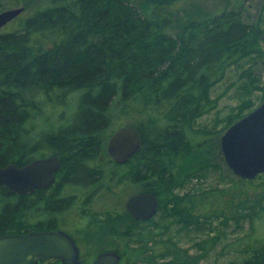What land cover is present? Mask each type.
I'll return each mask as SVG.
<instances>
[{
  "label": "trees",
  "instance_id": "trees-1",
  "mask_svg": "<svg viewBox=\"0 0 264 264\" xmlns=\"http://www.w3.org/2000/svg\"><path fill=\"white\" fill-rule=\"evenodd\" d=\"M193 1L145 0L151 10L144 13L134 0H43L18 27L0 31V167L47 156L61 163L49 189L17 194L0 187V235H91L88 214L101 200V213L114 216L106 232L124 264L166 257L201 264L203 252L191 254L148 228L156 215L141 221L121 208V196L149 192L158 212L171 206L185 225H196L201 209L224 223L248 218L250 231L221 251L248 255L228 264H264V205L250 195L249 181L237 177L197 195L175 192L215 166L203 151L213 146L210 133L193 125L215 106L211 86L242 58H264V28L237 9L210 12ZM124 125L137 129L141 145L120 171L105 143ZM109 198L116 207L105 204ZM15 222L24 230L12 231Z\"/></svg>",
  "mask_w": 264,
  "mask_h": 264
},
{
  "label": "rangeland",
  "instance_id": "rangeland-1",
  "mask_svg": "<svg viewBox=\"0 0 264 264\" xmlns=\"http://www.w3.org/2000/svg\"><path fill=\"white\" fill-rule=\"evenodd\" d=\"M193 2H195L196 8L198 6L210 12L222 7L237 9L247 23L264 28V0H194ZM42 4L43 0H0V11L19 5L26 7L19 18L7 23L0 28V31L15 29L24 17ZM134 4L139 7L141 12L149 13L151 10L145 0H134ZM262 43H264V37H262ZM209 99L214 101L215 106L198 115L193 120V125L210 133V141L213 146L210 148L206 146L203 151L206 156L212 158L215 166L191 175L180 188L175 190L179 195L187 192L192 195L201 194L203 191L210 192L228 187L232 181L238 179L229 170L220 154V138L232 122L251 111L264 100V58L250 55L228 66L223 78L211 86ZM121 165L118 167L120 171L123 169ZM247 181L250 182H248L250 195H258L264 205V197H262L264 194V172ZM119 186H115V189L118 190ZM125 198L126 196H121L118 199L123 210H125L123 208ZM106 203L114 204L112 198L107 199ZM94 205L95 210L88 214L90 216L88 220H90V224L92 223L91 235L82 230L81 234H78L73 227H69L70 230L75 231V239L86 257H94L97 252L110 250L115 246L114 238L106 232V228L108 229L106 221L110 220L108 218L111 214L101 213L104 209L101 200L98 203L95 202ZM114 207H116L115 204ZM198 213H201L200 216L202 215V217H199L196 225H185L172 213L171 206H167L156 214L153 225H149L148 228L158 231V238L170 240L191 254L203 252L201 264L240 263L248 257L247 254L236 252L223 254L221 251L226 243L232 242L250 231L248 218L229 219L224 223L222 217H211L203 209L199 210ZM111 218L114 216L112 215ZM74 220L75 224L79 223V220L75 218ZM77 224L76 226L80 227ZM22 225L15 222L11 230L15 231L18 228L24 230ZM67 225L71 226L69 223ZM214 237H216L217 242L215 245H211ZM170 259L167 257L159 258L156 262L158 264H170ZM45 263L51 264L52 261L48 259Z\"/></svg>",
  "mask_w": 264,
  "mask_h": 264
},
{
  "label": "water",
  "instance_id": "water-1",
  "mask_svg": "<svg viewBox=\"0 0 264 264\" xmlns=\"http://www.w3.org/2000/svg\"><path fill=\"white\" fill-rule=\"evenodd\" d=\"M24 11L16 6L0 11V28ZM141 136L132 126H120L107 139L106 150L117 164H123L140 148ZM220 151L230 171L243 180L264 172V100L234 121L220 138ZM60 161L56 156L36 158L25 165L8 163L0 167V187L17 194L48 189L56 179ZM125 210L138 220H149L158 210L157 197L149 192L129 195ZM55 258L60 264H83L74 239L62 229H45L0 235V264H39ZM114 251L100 252L90 264H119Z\"/></svg>",
  "mask_w": 264,
  "mask_h": 264
},
{
  "label": "flooded vegetation",
  "instance_id": "flooded-vegetation-1",
  "mask_svg": "<svg viewBox=\"0 0 264 264\" xmlns=\"http://www.w3.org/2000/svg\"><path fill=\"white\" fill-rule=\"evenodd\" d=\"M106 143H107V141H106ZM107 151V150H106ZM220 154H221V156H222V153H221V151H220ZM223 157V156H222ZM38 158V157H37ZM60 158V157H59ZM224 159V158H223ZM60 160V159H59ZM61 164V163H60ZM60 169V168H59ZM57 174V173H56ZM56 177H57V175H55ZM55 182H56V179H55ZM55 182L53 183V184H55ZM52 184V185H53ZM51 185V186H52ZM50 186V187H51ZM49 187V188H50ZM48 188V189H49ZM46 190V189H45ZM123 206H124V202H123ZM125 209V208H124ZM126 211V210H125ZM127 212V211H126ZM127 214L128 215H130L128 212H127ZM131 216V215H130ZM132 217V216H131ZM133 218V217H132ZM136 220H138V219H136ZM141 221H147V220H141ZM63 230V229H62ZM65 231V230H64ZM67 232V231H66ZM68 234H70L69 232H67ZM70 236L74 239V241L76 242V244H77V246H78V249H79V259L82 261V263L83 264H90L94 259H95V257L100 253V252H103V251H113V249H110V250H101V251H99V252H97L96 254H95V256L94 257H92V256H89V257H86V256H84V252L81 250V248H80V246H79V244H78V242L76 241V239L70 234ZM47 260H44V261H41V262H39V264H44L45 262H46ZM51 261H52V264H60V261L58 260V259H51ZM46 264V263H45ZM119 264H124L122 261H121V257H120V262H119Z\"/></svg>",
  "mask_w": 264,
  "mask_h": 264
},
{
  "label": "bare ground",
  "instance_id": "bare-ground-1",
  "mask_svg": "<svg viewBox=\"0 0 264 264\" xmlns=\"http://www.w3.org/2000/svg\"><path fill=\"white\" fill-rule=\"evenodd\" d=\"M6 9H8V8H6ZM24 9H25V7H24ZM3 10H4V9H3ZM1 11H2V10H1ZM23 12H24V11H23ZM23 12H22V13H23ZM22 13H21V14H22ZM11 21H12V20H11ZM8 23H9V22H8ZM4 26H5V25H4ZM1 28H2V27H1ZM47 157H49V156H47ZM40 158H41V157H40ZM35 159H36V158H35ZM129 159H130V158H129ZM129 159H128V160H129ZM33 160H34V159H33ZM128 160H127V161H128ZM59 161H60V160H59ZM125 163H126V162H125ZM123 164H124V163H123ZM156 213H157V212H156ZM155 215H156V214H155ZM155 215H154V216H155ZM154 216H153V217H154ZM153 217H152V218H153ZM150 219H151V218H150Z\"/></svg>",
  "mask_w": 264,
  "mask_h": 264
}]
</instances>
